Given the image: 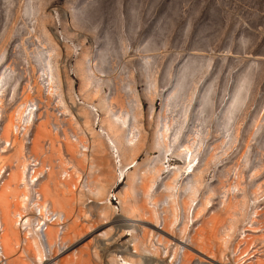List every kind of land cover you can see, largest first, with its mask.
Segmentation results:
<instances>
[{"label":"rangeland","instance_id":"1","mask_svg":"<svg viewBox=\"0 0 264 264\" xmlns=\"http://www.w3.org/2000/svg\"><path fill=\"white\" fill-rule=\"evenodd\" d=\"M0 79V168L21 150L22 166L34 156L53 167L52 194L76 193L61 264L83 254L82 264H112L131 239L117 234L125 205L143 208L134 218L147 228L166 218L165 231L143 230L145 248L169 264L215 222L210 241L192 244L205 259L264 264V0H0ZM42 124L50 137L35 155L27 140ZM134 165L131 200L116 213L109 194L122 200ZM96 182L104 200L87 191ZM103 201L105 218L94 210Z\"/></svg>","mask_w":264,"mask_h":264},{"label":"bare ground","instance_id":"2","mask_svg":"<svg viewBox=\"0 0 264 264\" xmlns=\"http://www.w3.org/2000/svg\"><path fill=\"white\" fill-rule=\"evenodd\" d=\"M1 82L2 81L0 79V84ZM16 112L17 111H14L12 112V114H10L8 118V122L3 127L2 137L6 139L9 138L11 131H12V124L13 122L15 123L16 121V117H14ZM13 117L15 118L14 121H13L14 119ZM103 124L105 125L107 136L110 138L111 136H113V138H115V140H117L119 144H123L122 143L123 135L121 134V132L116 131L112 123L108 120H102V125ZM45 137H50V133L46 129V125L42 124L40 126V129L37 132V135L34 141L31 142V140H27L28 148L30 146V153L37 155L36 152L38 151V149L42 151V148H39L40 146H38V143H39V139H42ZM10 144H7V147ZM53 146L54 145H52V147ZM96 148H97L96 149L97 152H101V147L99 145ZM117 148H118L117 150L119 151V154H122L123 156V150H121L120 147H117ZM4 149L7 150L8 148L7 149L4 148ZM112 149H113V155H115L116 157V155H118L116 154L117 152L115 151L116 148L112 146ZM34 150H36V152H34ZM40 150L39 152H41ZM19 151L21 152V150ZM19 151H16V153H14L15 156L14 155L12 156V158L16 159V165H13L14 167H11V168L5 167L3 169L0 168V216L2 217L0 219V264H61L62 261L64 260L63 257H66V252L69 250V247H68V250L66 251V248L68 245L66 241L67 240L66 235L68 234L67 232L70 227L69 223L71 222L70 218L68 219L67 217V215L69 214L68 212H66L64 206L69 208L70 209L69 211H71L72 209L71 202L73 201L72 195L76 193L75 191L71 193L69 190V192L66 194L67 195L66 197H63L64 195H62V198H60L58 195V193H60L59 191L60 189L57 187L56 193L52 194L50 189L48 190L47 184L45 185L44 182H46V180L49 177L51 180H54L55 175L54 173L51 174L53 167L46 166L43 161L37 159L34 156L30 157L28 156V154H27L28 156L27 165L22 166V164L20 163L21 160L19 161V154H21L22 152L20 153ZM21 156L22 154L20 155V158ZM32 159H36V161L39 162L40 165L38 167L30 168L32 166L29 163L31 162ZM1 160L3 163L4 159H1ZM10 160L8 161L10 162ZM12 161L13 159L11 160V162ZM132 167L136 168L137 165H134ZM137 172H138V168H136L135 171H132L131 173L127 175L128 181L125 185V188H123V191L120 192V197L122 198V200H120V198L118 197L121 205L126 204L129 201V199L131 200L130 190L132 189V184L134 183V180L137 177ZM61 176L63 179L62 181H65L66 180L65 178L68 177L69 179L67 180V182H69L71 181L73 175L68 173L66 169H63ZM101 183L102 184L97 185V182H96V185L92 186L94 187L93 189L94 191H92L89 188L87 191H89L92 195H95V196L100 195L102 197V200H104L105 198L104 194L106 192L107 185L103 184V182ZM62 184L64 185V183ZM43 185H45V187H43ZM78 186L79 185H76V186L74 185L73 189H77ZM65 189H66V181H65ZM142 195L144 196V193H142ZM47 197H49L50 200L47 199ZM100 205L104 206L105 201L101 203H95L94 210L99 211L100 213L99 216L105 218L107 217V213L104 211L103 207L101 208L99 207ZM125 206L122 208L121 214L117 216L120 218L118 219V221L122 223L120 225L121 229L117 231V234L126 233L127 235L131 236V239L129 240L127 245L122 246L123 249L120 250V249L115 248L116 250L114 251V254H112L113 257L111 259L112 264L117 263L118 261L121 263L118 262L117 264H169L168 261L158 258V255H156V254H159V252H157L159 250L158 248H155V250L153 251L152 249H150L149 246H147L148 248H145L146 247L145 244L147 242L146 243L144 242L145 231L143 230V229L145 230L147 229V231H149V229L150 231L153 230L154 234L156 232L160 233V232L165 231L164 228L166 225V218L161 220V223H162L161 225L154 224L153 222H151L153 224L154 229L149 228V227L147 228L145 225H141L140 223L139 224L137 223L138 221L142 223L146 222L147 220L145 218H142V217L138 218V214L134 218L135 216L134 214L143 212L142 211L143 208H141L140 206L135 209L134 207L135 205H134L132 206L134 207L132 211L126 208ZM57 208H62L63 212L56 210ZM47 209H51L55 217H57L56 222L45 224L44 222H47L45 219L43 224H41L42 221L39 220L38 213H43ZM72 215L74 214L71 213V218H72ZM76 215L78 214L76 213ZM214 220L217 221L216 218L211 219L210 221L214 222ZM77 221L78 219L76 221L75 220L72 221V227L70 231L72 232V234H75L76 231L79 229V225ZM57 222L63 223L64 229L60 230L59 226L57 225ZM217 223H220V222L218 221ZM214 224L216 225V222ZM207 225H205L206 229H205V226H203L205 231L203 228H201L202 231H200L199 233H197L198 232L197 231L196 232L197 236L195 237V235H193L190 241H189L190 239L189 238L186 242L185 241L181 242V244L185 245V247H178L179 250L183 249V251H180L177 256L174 254V264H215L213 263L214 258L208 257L207 259H205L202 256L204 255V253L192 247L194 244L195 245L203 244L204 242L202 243V241L198 244V241L203 240L206 237H207L206 239L209 240L210 237L208 238V235H209L208 233L211 230V228L215 225L212 224V227H209V231L207 230ZM39 228H43L44 230L40 232ZM206 230L208 231V233L206 232ZM114 231L115 230L113 229V232ZM109 232H112V230H109ZM109 232L104 231L101 234V236H103V238L104 236L108 237ZM214 232L216 234L215 230ZM204 233L208 234V235L205 234L206 235L205 238H204ZM215 234L213 233L214 236H216ZM120 235L122 236L123 234H120ZM225 235L227 236L229 234H225ZM113 237L110 238V241H112V243H110L109 246L116 244L115 243L116 239H114ZM68 240H70V237ZM135 242L140 243L139 249L136 248L134 244ZM223 242H225V240ZM57 244H62L63 248L61 252L57 250ZM132 247L135 248L134 251L131 250ZM192 248L194 249V252L191 250ZM119 253L123 254L121 258L119 257ZM84 257H85L84 254L82 256L81 255L77 256L75 259H72L71 257V259L69 260L66 259L67 261L65 262V264H82V261H84ZM113 258L114 259L117 258L119 260L115 261L113 260ZM209 260H213V261L210 262ZM238 261L236 260V262ZM217 263H220V262H217Z\"/></svg>","mask_w":264,"mask_h":264},{"label":"built area","instance_id":"3","mask_svg":"<svg viewBox=\"0 0 264 264\" xmlns=\"http://www.w3.org/2000/svg\"><path fill=\"white\" fill-rule=\"evenodd\" d=\"M29 164L32 166L30 168L38 167L40 165V163L37 162L36 159H32ZM108 202H109V204H111L114 207L116 213H119L121 211L122 205H121L120 200L118 198V193H116V194L115 193H110L109 197H108ZM38 218H39L40 221H42L41 224H43L45 219L47 221V222H44L45 224H49L51 222L55 223L56 219H57V217H55V215L53 214L51 209H47L43 213H38ZM57 225L59 226L60 230L64 229L63 223L57 222ZM43 230H44L43 228H39L40 232H42ZM62 248H63L62 244H57V250L59 252H61ZM240 256H241V250L240 249L238 251H235L234 253H231L229 255V257L231 259V262H233L234 258L237 259ZM256 262H257V259H255L253 261H248L247 264H255ZM236 264H239V263L236 262Z\"/></svg>","mask_w":264,"mask_h":264}]
</instances>
